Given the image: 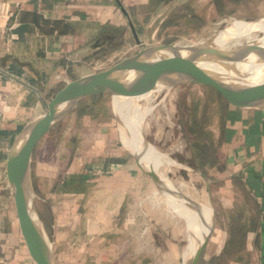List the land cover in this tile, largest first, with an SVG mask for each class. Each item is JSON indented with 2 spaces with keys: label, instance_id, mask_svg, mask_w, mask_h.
<instances>
[{
  "label": "crops",
  "instance_id": "crops-1",
  "mask_svg": "<svg viewBox=\"0 0 264 264\" xmlns=\"http://www.w3.org/2000/svg\"><path fill=\"white\" fill-rule=\"evenodd\" d=\"M117 1L136 28L149 0H25L19 7L11 4L14 16L9 31L0 32V192L9 193L12 202L5 161L18 131L42 113L45 102L62 83L85 74L81 66L92 63L100 46L114 44L115 39L110 40L106 32L118 34L116 41L123 43L119 55L135 44ZM223 127L220 165L205 175L200 173L217 205H211L212 228L197 264H264V109L229 105ZM72 165L59 171L50 190L54 195L45 199L48 222L45 224L37 209L38 214L48 226L46 230L49 226L56 229L52 246L57 264H61L60 257H70L72 264H107L121 253V243L113 239L117 216L129 194L140 189L144 175L130 154L117 148L85 156ZM31 167L33 177L32 160ZM214 185L217 191L211 189ZM152 207L156 213L150 222L149 243L144 237L148 228H143V205H133L137 215L132 254L140 256L150 247L155 258L169 256L171 264L176 258L186 263L192 255V240L185 215L175 205ZM170 212L184 216H178L186 241L182 250L177 245L181 230L172 223L175 216ZM124 216L125 226L132 225V212ZM59 244L62 255L54 246ZM0 264H35L20 233L14 204L0 205Z\"/></svg>",
  "mask_w": 264,
  "mask_h": 264
},
{
  "label": "rangeland",
  "instance_id": "rangeland-1",
  "mask_svg": "<svg viewBox=\"0 0 264 264\" xmlns=\"http://www.w3.org/2000/svg\"><path fill=\"white\" fill-rule=\"evenodd\" d=\"M170 1L164 2L163 7H167ZM158 2L159 0H149L145 16L139 19L136 27L142 39L148 40L149 36H152L156 44L175 42L179 47H191L192 43L204 42L212 38L226 29L232 21L252 22L264 18V0H182L181 4L148 36L145 26ZM263 36L264 32L254 31L250 37L261 39ZM222 38L223 35H219L215 43L221 49L232 48L247 41V38L233 37L230 38L231 40L228 39L231 43L228 45L226 44L227 38H224L225 41ZM129 40L133 39L129 37ZM115 41L110 46L107 44L100 46L95 52L92 63L81 66V71L95 72L111 64L109 61L113 59V56H118L117 52L123 49V43L119 40ZM237 41H240V44ZM137 50V44L133 43L131 49L124 55L128 56ZM63 85L64 83L60 87ZM146 95L128 96L126 100L123 98V102L121 99L125 96H119V104L122 107L127 104L129 112L136 115L134 121L138 123L141 130L136 125L138 134L135 135L150 145L154 149L153 153L155 151L159 153L160 157L156 153L147 155L149 164L156 169L161 178L169 181L173 188L197 202L200 208L205 207L208 213L211 205H217V203L213 202L209 196L206 181L200 177V173L205 175L210 169L220 165L219 143L224 128L221 107L223 99L213 90L196 85L177 86ZM146 109L148 112L143 111ZM121 116L126 126L125 121L128 115L123 112ZM122 133V122L116 112L113 98L108 95H99L81 102L38 142L32 154L33 183L36 190V208L43 214L45 224L48 222L45 199L53 194L50 190L63 168L73 166V162L83 160L85 156L87 158L91 155H103L116 148L126 150L133 161L134 152L125 146ZM143 175L144 182L140 189L136 191L134 189L133 193L129 194L126 204L122 206L117 221H115L117 226L114 228L113 239L121 243L122 246L119 247L121 253L107 264H171L172 262L169 256L160 255L158 258L151 256L150 247L145 249L140 256L132 254L134 253L132 250H135L134 230L137 215L133 205L136 202L143 205V228H148L144 237L145 240H149V243L151 239L150 222L156 213V208L153 209L152 205H170L166 201V194L158 191L151 179ZM212 188L217 191L218 186H211ZM0 205H13L9 193L0 192ZM129 212H132L134 219L133 224L127 227L124 214H129ZM172 212L170 215H174L175 220L171 221L178 227L177 229L181 230L182 240L180 244L177 242V245L182 250L186 244L183 236V221ZM212 213L211 210V218ZM163 215L160 212V216ZM51 227L49 226L47 233L53 244L56 229L54 226ZM193 235L190 233L192 240L190 249L196 242ZM54 246L62 255L60 244ZM59 259H61V264H72L70 257ZM174 263L186 264L182 263L181 258H176Z\"/></svg>",
  "mask_w": 264,
  "mask_h": 264
},
{
  "label": "water",
  "instance_id": "water-1",
  "mask_svg": "<svg viewBox=\"0 0 264 264\" xmlns=\"http://www.w3.org/2000/svg\"><path fill=\"white\" fill-rule=\"evenodd\" d=\"M181 1L171 0L167 7H163L162 2L158 3L150 14L152 20L149 18L145 26L148 36ZM117 2L127 16L138 50L128 56H114L106 68L79 74L67 81L45 102L42 113L18 131L7 151L5 173L13 189L18 227L35 264H57V261L36 208L32 154L38 142L81 102L99 95L114 99V96L149 95L177 86L196 85L213 90L232 107L264 109V72H260L259 76L252 75L256 66L264 64V44L261 39L248 40L228 49L216 47L211 43V38L194 43L191 47L176 48L175 42L156 44L152 36L148 40L139 36L126 9L120 1ZM260 20L264 18L256 21ZM205 64L218 69L208 68ZM133 157L137 167L151 179L158 191L177 198L187 207L200 208L197 202L169 185L153 168L143 164L140 153H134ZM211 228L212 223L186 264L198 263Z\"/></svg>",
  "mask_w": 264,
  "mask_h": 264
},
{
  "label": "bare ground",
  "instance_id": "bare-ground-1",
  "mask_svg": "<svg viewBox=\"0 0 264 264\" xmlns=\"http://www.w3.org/2000/svg\"><path fill=\"white\" fill-rule=\"evenodd\" d=\"M254 31L264 32V20H260V21H256V22H252V23L235 20V21L230 22L228 24V26L226 27V29H224L223 31H220L217 34H215L211 38V43L213 45H215L216 38L219 35H223L222 39L224 41H225L224 38H227L226 44L228 43V45L231 44L230 41H228V39H230V38L232 39L233 37L234 38H240V39L241 38H247V41L248 40H252V38L250 36L252 35V33ZM253 38H254V35H253ZM202 42H199V43H202ZM232 42H233V40H232ZM239 42H238V44H240ZM261 42L264 44V36L261 38ZM193 44L194 43H192V46H193ZM215 46L219 48L218 45H215ZM175 47L178 48L179 46L176 45ZM205 65L208 68L218 69V67L210 65V64H205ZM260 72L261 73L264 72V64L256 66V68H255V70H254L252 75L253 76H257V75L259 76L261 74ZM142 95L145 96V94H142ZM138 96H140V95H138ZM123 98H124V100H126L128 98V96L122 97L121 102H123ZM113 101H114L116 112H117V114H118V116H119V118H120V120L122 122V130H123L122 137L125 138L124 139L125 140V146L128 149H131L134 153H138L139 152L140 153V159L143 162V164H145L147 167L153 168V166H151L149 164V162H148L149 160H147V155L149 153H151V155L156 153L160 157L159 153H157L156 151L153 153L154 149L150 145H147V143H144V141L141 138H139V137H137L135 135L136 133L138 134L137 127L139 128V130H141V127L139 125H137L138 124L137 122L134 121L136 115L135 114L133 115V114H131L129 112V109H128L129 107L127 108V104H124L123 107L120 106V104H119V96H114ZM147 110L148 109L143 110V111L148 112ZM123 112L125 114L127 113V115H128L126 117L127 120L125 121L126 126H124L123 121H122L121 113H123ZM133 112H135V111H133ZM136 125H137V127L135 128ZM122 144H123V142H122ZM153 169L156 171L155 168H153ZM167 183L169 185H171V183L169 181H167ZM166 196H167V200L166 201L170 205H175V207H174L175 210L179 211L181 213V215H182V213L185 215V220H186V225H187V230H188L187 231L188 236L190 237V233L192 235L195 234V236L194 235L193 236L196 238V242L193 243V247L191 248V251L189 253V255H190L195 250V248L199 245V243L201 242L202 238L204 237V235L208 231V227H209V225L211 223V209L207 213V209L205 207H203V206H201V208H198V209L195 208V207H187V206H185V204L182 201L178 200L177 198L172 197L171 195H166ZM177 205H181V206H177ZM171 209H172V207H171ZM181 215H178V216H181ZM181 217L184 218V216H181ZM189 242H191V241H189Z\"/></svg>",
  "mask_w": 264,
  "mask_h": 264
},
{
  "label": "built area",
  "instance_id": "built-area-1",
  "mask_svg": "<svg viewBox=\"0 0 264 264\" xmlns=\"http://www.w3.org/2000/svg\"><path fill=\"white\" fill-rule=\"evenodd\" d=\"M25 0H0V32L6 34L9 31V20L14 16L11 4L19 7ZM63 182H61L62 184Z\"/></svg>",
  "mask_w": 264,
  "mask_h": 264
},
{
  "label": "trees",
  "instance_id": "trees-1",
  "mask_svg": "<svg viewBox=\"0 0 264 264\" xmlns=\"http://www.w3.org/2000/svg\"><path fill=\"white\" fill-rule=\"evenodd\" d=\"M169 1V0H168ZM168 1H165V0H159V2H168ZM158 2V3H159ZM114 30V29H113ZM106 34L109 36L110 40H116V37H117V33H115V30L114 31H110V32H106ZM221 107H222V111H223V118L225 120V117H226V114L227 112L229 111V105L227 103H225V101L223 100V102H221Z\"/></svg>",
  "mask_w": 264,
  "mask_h": 264
}]
</instances>
